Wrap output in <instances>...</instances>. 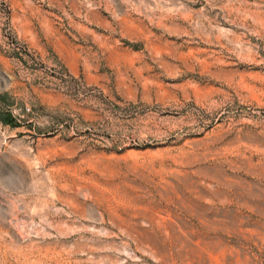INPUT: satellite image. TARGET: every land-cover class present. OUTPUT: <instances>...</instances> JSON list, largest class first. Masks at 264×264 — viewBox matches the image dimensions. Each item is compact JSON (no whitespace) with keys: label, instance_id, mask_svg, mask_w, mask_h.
<instances>
[{"label":"rangeland","instance_id":"rangeland-1","mask_svg":"<svg viewBox=\"0 0 264 264\" xmlns=\"http://www.w3.org/2000/svg\"><path fill=\"white\" fill-rule=\"evenodd\" d=\"M0 264H264V0H0Z\"/></svg>","mask_w":264,"mask_h":264}]
</instances>
